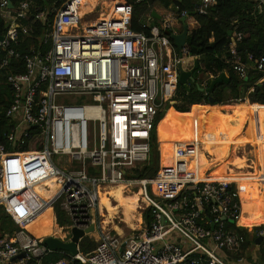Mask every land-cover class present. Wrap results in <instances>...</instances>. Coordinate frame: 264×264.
Returning <instances> with one entry per match:
<instances>
[{"label": "built area", "instance_id": "2783aa9c", "mask_svg": "<svg viewBox=\"0 0 264 264\" xmlns=\"http://www.w3.org/2000/svg\"><path fill=\"white\" fill-rule=\"evenodd\" d=\"M35 1L23 0L13 9L6 0L0 2L7 26L0 41L6 53L0 74L11 59L21 60L23 69L6 75L11 103L5 116L12 128L6 145L0 144V208L18 230L0 240V264H40L51 253L45 237L37 239L24 229L46 207L54 210L53 226L55 208L67 220L60 235L49 236L67 242L72 229L85 231L90 225L94 231L87 237L97 235L92 252L82 255L78 245L70 261L53 264H232L228 255L245 242L237 230L243 227L237 224L241 200L235 184L195 181L183 160L188 152L180 145L170 173L160 175L158 169L148 180L133 173L148 162L156 119L177 93L178 65L190 62L192 69L195 57L188 56L185 45L177 50L171 40L182 32L180 19L188 13L170 6L157 13L161 25L156 26L149 11L135 31L133 12L143 0L110 2L107 12L88 24L79 15L80 0H65L49 12H35ZM249 1L264 8V0ZM216 4L196 0L193 13L206 16ZM30 17V23L46 27L42 49L21 56L11 46L19 33L30 32L23 25ZM191 20L188 16L186 23ZM241 39L234 27L228 63L245 81L250 71L264 73V55H249L243 62L237 52ZM200 87L207 88L205 83ZM31 142L35 150H17ZM47 179L57 189L40 209L22 218L8 210L17 193ZM118 185L142 191L143 212L151 211L148 225L141 222L142 228L121 234L101 230L99 193Z\"/></svg>", "mask_w": 264, "mask_h": 264}, {"label": "trees", "instance_id": "16d2710c", "mask_svg": "<svg viewBox=\"0 0 264 264\" xmlns=\"http://www.w3.org/2000/svg\"><path fill=\"white\" fill-rule=\"evenodd\" d=\"M22 1L10 0L14 8ZM64 1L37 0L34 3L33 9L35 12H49L50 9L59 8ZM109 1L118 2L119 0ZM195 2L196 0H143L134 9L132 17L133 29L140 31L138 22L149 11L153 10L156 5L161 9L176 5L180 10L193 13ZM48 17L49 20H52L51 15ZM193 19L196 22V27L190 30L186 38L185 47L189 57L198 58V68L192 74L194 82H187L188 90L178 84L177 93L170 104H168V107L171 109L166 112L163 119L162 115L157 117L156 124L158 125L151 135L149 160L141 168L133 171L136 179L148 180L155 176L159 169L158 143H170L169 145L171 146L174 143L172 141L176 137L177 132L183 134L180 142H184L186 138H190L191 140L197 138L203 130L207 131L206 133H224L228 122L226 120L221 122L219 119H209L208 113L211 107L243 105L246 102L250 103L251 107H264V73L250 71L245 81L240 80L228 63L230 59L228 54L230 36L228 33L233 32L234 27L242 34V39L237 46V52L243 62L246 61L249 55L258 58L264 55V8L261 11L258 10L257 5L249 0H217L216 6L210 10L208 15L198 16L194 14ZM31 20L32 17L23 21V25H29L30 32L27 34L19 33L17 44L11 46L21 56L29 55L32 50L39 51L42 49L41 37L46 27L40 22L30 23ZM6 31L7 26L0 15V37H4ZM211 46L213 47L210 48ZM5 56L6 53L0 50V61ZM22 71V61L11 59L10 68H7L0 74V144L2 145H6V135L12 128V122L5 116V112L11 103V91L6 84V75ZM222 73H225L229 79L228 84H216L208 95L200 91L202 83H205L206 87H209L211 82ZM237 111H240V108ZM243 121H245V118H243ZM238 135L241 138L244 136L242 131L238 132ZM260 141L264 143V131L260 133ZM35 149L34 142L27 144L25 147L17 148L19 151ZM183 160L185 163L188 162L185 158ZM241 164L246 170L252 169L247 164L244 154L242 155ZM230 165L234 168L231 159ZM224 168L225 166H222L221 172H219L220 175L225 176ZM261 168L262 175L260 179L264 180L263 164H261ZM167 172L170 173L171 171L167 170ZM249 173L246 171V174ZM226 179H229V177ZM113 191L115 194L117 193L116 189H113ZM259 199L263 200L264 195L259 194ZM7 207L15 217L22 218L25 216L19 211L14 210L11 199ZM250 208L252 211L250 225L255 226H252V232L245 227L237 229L238 233L244 236L245 242L240 251L234 254L233 258L235 260L245 259L247 261L246 264H264V239L259 245L255 244V238L264 231L263 227H261L263 226L261 223H264V213L252 207V205H250ZM150 214V209H146L142 213V220L146 225L150 223ZM48 219H50V216ZM66 225L67 220L65 216L58 208H55L53 233L56 236L60 235ZM41 227L42 225L33 219L24 226V229L29 233L33 231L40 233ZM17 230L18 227L10 216L4 209L0 208V240L5 236L11 237ZM47 234L50 235V232ZM38 236L46 237L44 233ZM91 240L86 236L79 242V251L82 255H86L96 248V243ZM255 247L258 249L257 258L256 261H252L248 252ZM62 259L70 261L71 256L67 253H49L40 261V264H53ZM29 264H36V262L31 261ZM71 264L80 263L74 261Z\"/></svg>", "mask_w": 264, "mask_h": 264}, {"label": "crops", "instance_id": "0c3cea01", "mask_svg": "<svg viewBox=\"0 0 264 264\" xmlns=\"http://www.w3.org/2000/svg\"><path fill=\"white\" fill-rule=\"evenodd\" d=\"M99 1H102V0H94V4H95L94 7L90 10L85 8L84 11H86V13H90L92 11L94 12L95 8L97 6H99ZM81 8H82V6H81ZM151 11L159 14V13H163L164 9H161V8L154 9L153 8V10H151ZM81 17H83V16H81ZM100 17H103V16L101 15ZM91 20H94V19H91ZM91 20H89V21H91ZM89 21L83 20V22L85 24H88ZM193 22H194V24H196L195 20ZM197 59L198 58H195L192 61L194 62V60H197ZM189 70L190 69H188V71ZM238 108H239V105H226V106H213V107H211V110L208 113V118L209 119H219V114H220V112H222L225 115V120L228 122L227 125H229V127L231 128L232 131L237 133V138L231 139L225 133H206L207 131L203 130L199 134V136L195 140H193L192 145H194L193 149H195L194 161L191 159L190 168L187 166H186V168L188 171L195 169L196 176L198 179H200L202 176H204L207 173V171H210V174L208 175L209 180H212V179L220 180V179H222V180L228 181L230 179V181H228V182L235 184V187L239 190V192H241V195H242L241 183H242V179L244 176L242 174H240L238 168H236L234 166V168H236V169H234L230 165V159H231V154H232L234 142H236L237 140H239L240 142L244 141V138H246V133H249V135L251 137L250 140H252V141L247 146H249L251 149L248 152L244 151L243 154H244L246 161H247V155H254L255 162H256L258 168L256 166L255 168H252V170H254L253 172L246 174L245 179H246V182L248 185V197L245 198L242 195L241 198H242V202L245 201L247 203L249 210H250V213H251V216H252V211H251L250 205H252V207H254L257 210L262 211L264 213V199L263 200L259 199V194L264 195V190H262L261 184H260V182L264 181V180H261L260 176L257 174V169H262L261 164L264 163V143H262L260 141V138L258 141L254 139L255 135H259L262 132L261 131V124L263 123V120L261 119V116H259V114H260V110L264 111V107H259V106L254 107L255 109L252 110V114H251L250 110L252 107H251L250 103L246 102L245 115H243L241 110L237 111ZM169 109H171V108H169ZM243 118H245V121H243ZM239 123H241V124H239ZM238 125H241L242 127H239ZM240 131H242L243 135H244L242 138L238 135V132H240ZM209 138L212 140V147L209 146V145H211V143H209V141H208L209 144H207V140ZM196 144H198V146H196ZM200 150L205 151V153L208 155L210 161H207L204 158V156L202 155L203 153ZM20 157H22V156H20ZM241 159H242V157H241ZM222 166H225V168H224L225 169V171H224L225 176H226V178L229 177V179H226L224 175L219 174V172H221ZM241 166H242V164H241ZM256 179L259 181V183H256ZM11 201H13V200L11 199ZM45 202H46L45 200H41L39 202L38 209H40V207H42V205ZM101 204H103V202ZM17 208L19 210H17L15 207H14V210L19 211L23 215L27 214V213L23 212L18 206H17ZM47 210H48L47 216L43 215V217L40 220L37 217L35 218V220L38 221L42 225L41 230L43 232L41 231L39 233L38 231H33L31 234L39 237L38 236L39 234L47 233L46 230L51 232V235L54 234L53 233V214H52L51 207H46L42 212H45ZM49 216H50V219H47V217H49ZM102 217H104V216H102ZM45 218L47 220H45ZM121 220H122V216H121ZM92 236H95V235H92ZM256 249H257V247H256Z\"/></svg>", "mask_w": 264, "mask_h": 264}, {"label": "rangeland", "instance_id": "374dc122", "mask_svg": "<svg viewBox=\"0 0 264 264\" xmlns=\"http://www.w3.org/2000/svg\"><path fill=\"white\" fill-rule=\"evenodd\" d=\"M110 3L109 0H102L99 1V6H97L94 10V12H90V13H86L85 8L88 7V5H83V3H81L80 7V12L79 15L83 16V20L84 21H89L91 19H95L96 17H98L100 14H104L107 12V6ZM84 6V7H83ZM56 9V8H53ZM154 9H159V7L156 5L154 7ZM143 21V18L141 19V22ZM156 26H160L161 23L159 20H155L153 22ZM187 27H188V32H190V30L194 29L196 27V24H194V22L191 20L188 23H186ZM182 30V28H181ZM190 62L186 63L185 65L182 66L183 69H189L190 68ZM255 106H252L251 108V114H252V110L255 109ZM169 110L168 105L164 108V111L161 113L162 115V119L165 116L166 112ZM243 123V122H242ZM241 124V123H239ZM247 125V124H246ZM239 127H242L241 125H238ZM196 139V138H195ZM192 139V140H195ZM211 143L212 147V140L209 138L207 140V144ZM173 142V141H172ZM163 144V143H162ZM158 143V152H159V174H165L168 173L167 170L172 171L173 170V166L176 163L177 158L176 153L178 151V146L172 144L171 146L169 145L170 143H164L163 145ZM169 145V146H168ZM173 146V147H172ZM183 147L184 151L188 152V157H185V159L188 161L187 162V167L190 168V164H191V159L194 161V155H195V149H193L192 143L191 144H183L181 145ZM175 148V149H174ZM250 147L247 146L244 151L248 152L250 151ZM201 151V150H200ZM202 152V151H201ZM203 155V154H202ZM53 160H56V158L54 157ZM247 164L251 167V168H255L257 166L256 162H255V158L254 155H247ZM258 168V166H257ZM247 172H253L254 170L252 169H247ZM245 171V172H246ZM214 181V180H212ZM256 183H259V181L256 179ZM261 184V188L262 190H264V182H260ZM57 189V186L54 184V180L53 179H47L44 180L42 182H38L36 184H33L31 187L27 188V189H23L21 190L19 193H17L12 200V205L13 207H15L17 210H19L17 208V206L25 213H29L32 212L36 209H38L39 206V202L41 200H45L47 201L55 192V190ZM47 190V191H46ZM137 190V187L132 188L131 190L125 189L124 191L120 192L118 191V196H117V204L120 210V214H118L117 216H115L114 213V209H113V204L114 201L108 200L106 198V195H101L100 199L102 201H104V206L103 207H99L100 209V213L101 216H103L102 214H105V218L101 219L100 221V227L101 230L105 231V232H112V233H119L121 234L123 233H127L130 230H133V224H137L139 227L140 221H142L143 224H145V222L142 220V213H143V209L145 207V204L143 203V200L140 198L141 195V191ZM157 201V200H156ZM17 205H15V204ZM48 210L45 212H40L37 215V218L40 220L43 215L47 216ZM54 213V210H52V214ZM121 216H122V220H121ZM48 219V217H47ZM45 218V220H47ZM141 219V220H140ZM102 223V224H101ZM263 224V229H264V223ZM259 225V224H258ZM141 228L143 227L142 224L140 225ZM251 226V230H249L250 232H252V226L255 225H245V228L248 229V227ZM137 230V229H136ZM42 231V230H41ZM47 233H49L48 230H46ZM122 231V232H121ZM43 232V231H42ZM264 232V231H263ZM47 233H44L45 236H49ZM98 234V231H97ZM56 236V234H53ZM96 236L89 239H92L91 241H93L94 243H96ZM251 260L252 261H256L257 258V249L256 247L253 249H250V252H248ZM235 255H228L227 260H231L232 264L236 263V260L233 258ZM226 260V259H225ZM226 260V261H227ZM246 260H242L241 263L238 264H246ZM248 264V263H247Z\"/></svg>", "mask_w": 264, "mask_h": 264}, {"label": "bare ground", "instance_id": "6f19581e", "mask_svg": "<svg viewBox=\"0 0 264 264\" xmlns=\"http://www.w3.org/2000/svg\"><path fill=\"white\" fill-rule=\"evenodd\" d=\"M81 3H83V5H88V7H86V9H92L94 7V0H80V4L79 6H81ZM84 7V6H83ZM239 108L241 110V112L243 113V115H245V109H246V103L243 104V105H239ZM259 116H261V119L263 120V123L261 124V131H264V111L263 110H260V114ZM219 120L221 122H223L225 120V115L220 112L219 114ZM226 135H228L231 139H236L237 138V133L232 131L231 128L229 127V125H226V129H225V132H224ZM183 138V134L180 133V132H177V135L176 137L174 138L172 144L174 145H187V144H193V140H191L190 138H186L184 142H180V139ZM250 135L249 133H246V138H244V141L240 142L239 140H237L236 142H234V146H233V149H232V154H231V160L234 164V166L236 168H238L240 174H242L244 177L242 179V183H241V189H242V195L243 197H248V185H247V182H246V179H245V176H246V169H244L242 166H241V157H242V154L244 152V149L247 147V145L252 141L250 140ZM260 138V134L259 135H255L254 136V139L255 140H259ZM253 139V138H252ZM176 143H180V144H176ZM196 146H198V144H196ZM173 147V146H172ZM203 153V156L204 158L207 160V161H210L208 155L205 153V151L203 150L202 151ZM264 165V163H262ZM190 172H192L194 175H195V181H212V180H215V181H212V182H224V183H229L228 181H225V180H216V179H212V180H209L208 179V175L210 174V171H207V175L205 174L204 176H202L200 179L197 178L196 176V171L195 169H192V170H189ZM257 174L259 176L262 175V170L261 169H257ZM113 189H116L117 190V193L115 194V192L113 191ZM237 189V188H236ZM125 190V186L124 185H118V186H115V187H109L107 189H105L104 192H100L99 193V207H103L104 206V201H102L100 199V196L101 195H106V198L108 200H111V201H114V206H113V209H114V213H115V216H117L118 214H120V210H119V207H118V204H117V196H118V191L119 193L124 191ZM238 193H239V196H240V200H241V213H240V217H239V220H238V226L240 227H245V225H250V220H251V213H250V210H249V207L247 205V203L244 201L242 202V198H241V192H239V190L237 189ZM103 202V204H101ZM100 209V208H99ZM105 218V214H102ZM102 224V223H101ZM133 230H136L138 229V225L137 224H133ZM248 227V226H247ZM248 230H251V226L248 227ZM26 231V230H25ZM26 233H28L29 235L35 237V238H42L41 236L37 237L29 232L26 231ZM50 235H51V232H50Z\"/></svg>", "mask_w": 264, "mask_h": 264}, {"label": "water", "instance_id": "95a60500", "mask_svg": "<svg viewBox=\"0 0 264 264\" xmlns=\"http://www.w3.org/2000/svg\"><path fill=\"white\" fill-rule=\"evenodd\" d=\"M7 1V7L8 9H13V6L10 2V0H6ZM181 1V0H179ZM151 16L156 19L159 20V16L157 15V13L152 12ZM192 17L194 16V13L190 12L188 13L187 17ZM187 17H183L180 19V24L182 26V32L179 35H174L171 36V40L173 41V44L175 46V48L177 50H181L185 43H186V38L188 36V27L186 25V20ZM228 35L230 36L231 33L229 32ZM3 40V37H0V41ZM213 46H211L210 48H212ZM198 68V62L197 60H194L193 62V67L191 70L189 71H183V69L181 68L180 65H178V72H179V77H178V83L179 85L183 86L186 90H188L187 87V82H194V79L192 77L193 71L197 70ZM228 84L229 83V79L227 78L225 73H222L218 78L214 79L211 84L209 85V87H207L206 89H202L200 88V91L204 92L206 95H208L211 91V89L216 85V84ZM131 178H134V176H130ZM191 188V187H190ZM94 231V228L92 225L89 226L88 229H86L85 231H80L77 229H72L71 230V237L70 240L65 242L62 241L61 239L54 237V236H48L45 237L43 240V244L49 249V251L51 253H67L70 256H76L78 253V245L79 242L87 235L92 234ZM264 239V232L259 235L258 237L255 238V244L259 245L262 240ZM24 254L22 253L18 258H23Z\"/></svg>", "mask_w": 264, "mask_h": 264}]
</instances>
